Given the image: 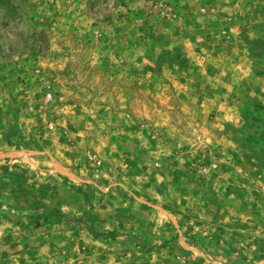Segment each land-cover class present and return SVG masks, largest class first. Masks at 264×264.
I'll use <instances>...</instances> for the list:
<instances>
[{
    "label": "rangeland",
    "instance_id": "obj_1",
    "mask_svg": "<svg viewBox=\"0 0 264 264\" xmlns=\"http://www.w3.org/2000/svg\"><path fill=\"white\" fill-rule=\"evenodd\" d=\"M0 264H264V0H0Z\"/></svg>",
    "mask_w": 264,
    "mask_h": 264
}]
</instances>
